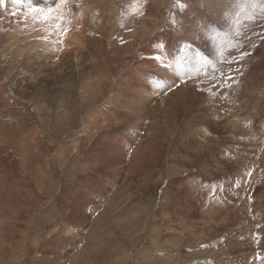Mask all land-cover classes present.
<instances>
[{"label":"rangeland","instance_id":"rangeland-1","mask_svg":"<svg viewBox=\"0 0 264 264\" xmlns=\"http://www.w3.org/2000/svg\"><path fill=\"white\" fill-rule=\"evenodd\" d=\"M30 6L0 3V264H264V0Z\"/></svg>","mask_w":264,"mask_h":264},{"label":"snow or ice","instance_id":"snow-or-ice-1","mask_svg":"<svg viewBox=\"0 0 264 264\" xmlns=\"http://www.w3.org/2000/svg\"><path fill=\"white\" fill-rule=\"evenodd\" d=\"M13 2H14V3H20L21 0H13ZM0 3H3V0H0ZM66 4H67V0H59L58 3L56 2V0H54V6H49V7L47 8V10H45V9H41V8H32L31 6H30V10H31L32 12H40V13H43V14H44V20L47 21L48 19H50V14H51L53 11H55L56 9H59V8L62 7V6H65ZM181 6L183 7V5H181ZM34 19H35V17H34ZM56 27H57V29H58L61 33H63V32L65 31L60 25H57ZM154 59L157 60V61H160L162 58H161L160 56H156ZM249 175H250V174H249ZM238 186H239V185H238Z\"/></svg>","mask_w":264,"mask_h":264},{"label":"bare ground","instance_id":"bare-ground-1","mask_svg":"<svg viewBox=\"0 0 264 264\" xmlns=\"http://www.w3.org/2000/svg\"><path fill=\"white\" fill-rule=\"evenodd\" d=\"M132 10V9H131ZM90 95V94H89ZM18 155V154H17ZM27 166V165H26ZM26 169V168H25ZM25 171V170H24ZM107 173V172H106ZM220 182V181H219ZM220 186V185H219ZM205 189V188H204ZM216 189V188H215ZM100 191V190H99ZM210 193V192H209ZM95 194V193H94ZM215 196V195H214ZM200 201V200H199ZM263 202V201H262ZM255 210V209H254ZM258 210V209H257ZM88 213V212H87ZM87 215V214H86ZM236 218V217H235ZM86 219V218H85ZM74 232V231H73ZM77 236V235H76ZM64 238V237H63ZM61 248V247H60ZM62 254V253H61ZM57 255V254H56ZM58 256H60L61 257V255H58ZM88 256H90V255H88ZM63 257V256H62ZM54 259H55V257H54ZM51 260L52 261H54L53 260V258H51ZM47 261H49V259L47 260ZM51 262V261H50Z\"/></svg>","mask_w":264,"mask_h":264}]
</instances>
